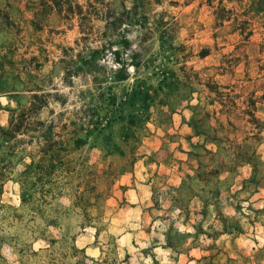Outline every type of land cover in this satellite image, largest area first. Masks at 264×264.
<instances>
[{"label": "rangeland", "instance_id": "obj_1", "mask_svg": "<svg viewBox=\"0 0 264 264\" xmlns=\"http://www.w3.org/2000/svg\"><path fill=\"white\" fill-rule=\"evenodd\" d=\"M0 264H264V0H0Z\"/></svg>", "mask_w": 264, "mask_h": 264}, {"label": "trees", "instance_id": "obj_2", "mask_svg": "<svg viewBox=\"0 0 264 264\" xmlns=\"http://www.w3.org/2000/svg\"><path fill=\"white\" fill-rule=\"evenodd\" d=\"M22 127V117H19L16 120L11 119L9 120L8 125L6 127L0 126V136L3 140L15 138L21 133Z\"/></svg>", "mask_w": 264, "mask_h": 264}]
</instances>
